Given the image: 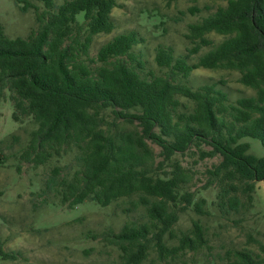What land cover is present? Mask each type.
I'll return each mask as SVG.
<instances>
[{
  "label": "trees",
  "instance_id": "trees-1",
  "mask_svg": "<svg viewBox=\"0 0 264 264\" xmlns=\"http://www.w3.org/2000/svg\"><path fill=\"white\" fill-rule=\"evenodd\" d=\"M14 1L21 11L33 10L36 27L10 37L0 23V99L11 101L15 121L32 125L16 157L31 168L49 166L38 193L43 203L106 207L134 196L127 210L142 207L147 220L102 235L120 251L119 264H142L153 250L150 264L209 249L199 218L174 233L187 210L208 216L215 206L238 215L234 225L245 219L256 183L264 181V155L241 141L256 138L264 148V0H220L225 4L187 25L186 56L158 45L161 72L149 75L133 51L140 42L134 30L112 36L91 55L94 37L114 29L116 0ZM211 32L223 39L214 43ZM192 55L197 59L188 62ZM200 67L237 71L253 94L230 102L214 83L192 88L187 79ZM6 139L20 142L17 134ZM185 155L194 156L193 165L182 163ZM215 157L194 189V166ZM206 190L214 196L208 199ZM246 242L254 246L226 249L221 264H264V241L248 233ZM0 255L17 258L1 249Z\"/></svg>",
  "mask_w": 264,
  "mask_h": 264
},
{
  "label": "rangeland",
  "instance_id": "rangeland-1",
  "mask_svg": "<svg viewBox=\"0 0 264 264\" xmlns=\"http://www.w3.org/2000/svg\"><path fill=\"white\" fill-rule=\"evenodd\" d=\"M62 0H55L60 3ZM117 5L111 15L114 29L108 34L94 37L91 55L98 47L112 36L134 30L140 42L133 48L144 61L143 75L160 73L161 68L154 61L158 45L170 47L174 56H186L191 47L184 37L187 25L199 20L219 5L220 0H116ZM35 3V2H34ZM40 5V4H39ZM201 9L196 14L188 11L190 6ZM41 6V5H40ZM0 23L10 37L26 36L36 27L34 12L31 8L21 11L14 0H0ZM214 43L223 39L222 35H207ZM209 47H203L204 52ZM198 55L187 56L193 62ZM239 73L229 69L197 68L190 73L187 84L197 88L203 84L214 83L217 88L227 93L228 100L234 102L241 96L253 94V90L241 84ZM13 106L8 98L0 99V249L17 254L15 260L4 259L0 255V264H119L120 251L102 239L104 232L119 231L125 222H145L147 217L142 207L127 210L128 201L135 197L123 198L106 207L92 201H85L69 209L55 202L43 203L44 195H39L49 171V166L31 168L20 161L15 154L26 143L28 130L32 127L27 122L18 123L12 117ZM17 134L20 142L10 144L6 138ZM6 139V140H5ZM241 141L250 145L249 152L262 156L264 148L256 138L245 137ZM149 142V141H148ZM157 152L159 148L150 142ZM193 155L182 156L184 165H193ZM18 161H20L18 163ZM218 162V157L204 159L194 167L196 187L205 181L206 168ZM19 165V169L17 166ZM192 188V189H193ZM208 199L214 196L212 190L204 192ZM251 209L245 219L234 225L238 215H222L213 206L211 215L198 216L187 210L179 214L174 226V233L179 235L191 227V222L198 219L207 228L209 249L196 253L187 252L182 258L172 261L156 260L155 264H221L220 256L231 247L249 246L247 234L264 241V181L256 183ZM176 239L167 238L169 244ZM156 259V253L150 251L148 259L142 264H150Z\"/></svg>",
  "mask_w": 264,
  "mask_h": 264
}]
</instances>
